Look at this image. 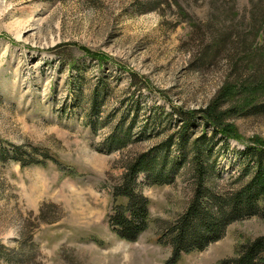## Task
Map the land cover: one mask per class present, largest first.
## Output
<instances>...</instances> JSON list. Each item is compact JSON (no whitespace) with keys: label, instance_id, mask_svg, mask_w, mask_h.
Listing matches in <instances>:
<instances>
[{"label":"rangeland","instance_id":"obj_1","mask_svg":"<svg viewBox=\"0 0 264 264\" xmlns=\"http://www.w3.org/2000/svg\"><path fill=\"white\" fill-rule=\"evenodd\" d=\"M261 73L264 0H0V264L237 258L264 238V211L173 263L165 235L195 194L191 159L179 146L185 127L179 112L207 108L228 84L254 86ZM245 95L224 105L236 108L227 124L241 141H211L213 130L199 117L189 131V157L207 134L221 191L254 175L247 149L264 141V111L254 113ZM255 100L264 104L261 94ZM127 131L128 146L112 149L111 138ZM170 138L180 171L163 187H149L140 176L151 224L137 242L124 241L109 225L114 185L130 160ZM44 154L57 162L18 161Z\"/></svg>","mask_w":264,"mask_h":264},{"label":"trees","instance_id":"obj_2","mask_svg":"<svg viewBox=\"0 0 264 264\" xmlns=\"http://www.w3.org/2000/svg\"><path fill=\"white\" fill-rule=\"evenodd\" d=\"M174 1L178 5V0ZM84 51L100 62L108 61L99 54H92L86 49ZM253 79L254 86L241 84L239 81L228 84L205 109L179 112L181 121L185 123L183 132L177 134L181 140L179 146L183 158L191 159L195 194L186 213L175 224L168 226L165 235L173 249V263L177 262L182 254L205 251L211 244L224 238L230 225L256 217L264 211V141L255 139L253 141L255 146L247 149L251 162L255 164L254 175L246 182H243L244 179L241 178L235 180L230 192L219 190V183L214 177V168L211 165L212 152L207 148L211 145L207 134L195 142L192 147V157L188 156L189 131L196 124L194 119L198 117L203 121L205 128L213 130L211 141L217 136H222L227 141L242 140L234 126L227 124V117L232 111H236V108L224 110V105L231 99H238L246 92L245 101L253 106L252 111L254 113L264 111V104L255 100L258 94L264 98V73ZM97 107L95 102V111ZM131 135V131L118 132L111 138L110 147L123 150L130 143ZM174 143L175 138H170L159 147V150L154 148L155 154L151 151L137 155L126 164L125 174L114 185L113 209L109 217V225L120 239L137 242L149 229L150 201L142 192L139 178L145 175L149 187L173 184L180 171V166L176 163L177 159L171 157ZM49 160L57 162L49 154H44V160L30 158L18 161L22 163V167H25L43 166ZM223 264H264V238L247 244L237 258Z\"/></svg>","mask_w":264,"mask_h":264}]
</instances>
